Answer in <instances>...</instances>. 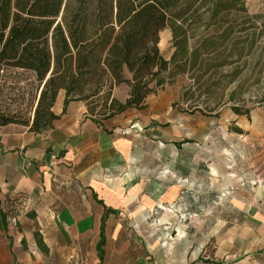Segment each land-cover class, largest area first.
Returning a JSON list of instances; mask_svg holds the SVG:
<instances>
[{
    "label": "crops",
    "instance_id": "obj_1",
    "mask_svg": "<svg viewBox=\"0 0 264 264\" xmlns=\"http://www.w3.org/2000/svg\"><path fill=\"white\" fill-rule=\"evenodd\" d=\"M159 93L148 95L142 108L129 107L96 120L82 101H70L63 111L60 90L52 107L59 118L51 128L35 133L27 126L0 127V208L17 219L22 246L34 245L40 264H141L142 255L128 253L131 245L121 235L126 226L117 224L112 232L115 217L180 200L190 209L192 192L207 198V192L192 187L208 181L219 186L235 173L220 159L221 144L208 143V132L222 128V112H212L213 117L199 114L196 121L192 117L198 111L178 110L172 105L177 97ZM230 114L233 121L244 117ZM234 130L246 131L238 125ZM257 190L246 199L264 201V188ZM216 194V199L223 195ZM235 206L246 217L243 205ZM251 210L246 224L253 227L259 220L264 225L263 217ZM121 240L122 251L111 250L110 242ZM238 251L247 254V264H264V246L255 248L248 241L247 248Z\"/></svg>",
    "mask_w": 264,
    "mask_h": 264
},
{
    "label": "rangeland",
    "instance_id": "obj_2",
    "mask_svg": "<svg viewBox=\"0 0 264 264\" xmlns=\"http://www.w3.org/2000/svg\"><path fill=\"white\" fill-rule=\"evenodd\" d=\"M245 7L224 15L220 22L232 25L225 48L202 53L195 66L158 89L161 95L177 97L172 105L178 110L189 109L191 114L198 111L192 117L196 121L199 114L213 117L212 112H222V128L208 132V143L213 147L221 144L224 152L220 159L235 173L224 177L219 186L208 181L192 187V191L207 192V198L192 192L195 199L191 200L190 209L180 200L115 217L112 232L117 224L126 226L121 235H126L125 244L131 245L128 253L142 255L141 264H203L205 260L210 261L208 264H247V254L238 249H246L248 241L255 248L264 246L263 222L255 220L253 227L246 224L251 208L264 219V201L246 199L247 193L264 188V0H245ZM221 30L213 25L202 26L196 29L191 42L200 35L219 34ZM216 42L221 39L216 38ZM158 47L169 59L173 50L169 28L160 31ZM223 59L226 63L219 64ZM40 88L32 72L4 68L0 73V110L31 120ZM127 90L121 84L113 88V95L123 100ZM232 107L247 112L241 120L233 121ZM209 120L214 125L215 119ZM160 122L164 129L165 121ZM237 125L246 131L236 133ZM221 192L223 195L216 199L220 195L216 193ZM230 192L239 199L231 198ZM235 205H243L246 217L233 208ZM12 217L7 222V234L0 233V264H40L35 246H22L18 221H11ZM123 242H110L111 250L122 251L118 246Z\"/></svg>",
    "mask_w": 264,
    "mask_h": 264
},
{
    "label": "trees",
    "instance_id": "obj_3",
    "mask_svg": "<svg viewBox=\"0 0 264 264\" xmlns=\"http://www.w3.org/2000/svg\"><path fill=\"white\" fill-rule=\"evenodd\" d=\"M245 8V0H0V73L27 70L41 86L32 119L0 110V127L51 128L59 118L52 107L60 90L63 111L70 101H82L96 120L142 108L148 95L195 66L202 53L219 50L232 31L231 24H220L223 16ZM212 25L221 32L191 42L196 29ZM165 28L171 32L169 59L158 47ZM121 84L128 88L123 100L113 95ZM9 217L0 208V231Z\"/></svg>",
    "mask_w": 264,
    "mask_h": 264
},
{
    "label": "built area",
    "instance_id": "obj_4",
    "mask_svg": "<svg viewBox=\"0 0 264 264\" xmlns=\"http://www.w3.org/2000/svg\"><path fill=\"white\" fill-rule=\"evenodd\" d=\"M11 221H15V218H14V217H12V218H11Z\"/></svg>",
    "mask_w": 264,
    "mask_h": 264
}]
</instances>
